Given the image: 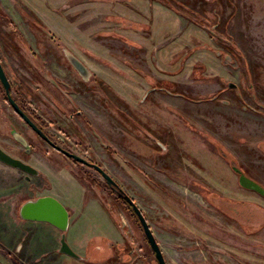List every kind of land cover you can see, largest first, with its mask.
I'll use <instances>...</instances> for the list:
<instances>
[{
	"label": "rangeland",
	"instance_id": "rangeland-1",
	"mask_svg": "<svg viewBox=\"0 0 264 264\" xmlns=\"http://www.w3.org/2000/svg\"><path fill=\"white\" fill-rule=\"evenodd\" d=\"M0 58L13 96L124 191L48 153L0 82V146L40 171L0 162V264H159L127 196L167 264H264V197L233 170L264 186V0H0ZM45 195L80 258L19 217Z\"/></svg>",
	"mask_w": 264,
	"mask_h": 264
},
{
	"label": "water",
	"instance_id": "water-1",
	"mask_svg": "<svg viewBox=\"0 0 264 264\" xmlns=\"http://www.w3.org/2000/svg\"><path fill=\"white\" fill-rule=\"evenodd\" d=\"M67 57L70 63L73 65V67L83 76V78L89 79L91 72L88 69V67L71 52H67ZM0 81L5 88L7 99L12 105V107L15 109V111L38 133L42 134L44 137H47L42 132V130L32 121V119L26 114V112L20 107V105L14 98L11 91V82L4 69L1 59H0ZM18 138L23 141L22 138L20 137ZM63 151L65 152L66 155L74 158L76 161L88 163L86 159L77 155L76 153H72L67 150H63ZM0 162L10 167L26 172L30 175H38L40 173L39 169L31 165L30 163L11 155L1 146H0ZM93 166L98 171L101 172V174L107 180L108 184L114 186L118 185V183L102 167L96 164H93ZM235 170L241 173L239 179H240V183L244 187L255 190L259 192L262 196H264V187L261 184L251 179L244 173H242L238 168H235ZM126 200L131 204L134 212L138 216L141 225L143 227V230L145 232V235L148 238L149 243L156 255L158 263L167 264L164 253L142 210L138 207V205L131 197L127 196ZM19 215L24 220L46 222L59 229L62 232L60 238L59 251L64 254H68L80 258L79 254L70 246L69 242L67 241V231L70 227V211L58 198L52 195H45V196H40L36 199H29L21 205L19 209Z\"/></svg>",
	"mask_w": 264,
	"mask_h": 264
},
{
	"label": "flooded vegetation",
	"instance_id": "flooded-vegetation-1",
	"mask_svg": "<svg viewBox=\"0 0 264 264\" xmlns=\"http://www.w3.org/2000/svg\"><path fill=\"white\" fill-rule=\"evenodd\" d=\"M1 59V58H0ZM2 62V61H1ZM4 66V65H3ZM5 69V67H4ZM6 71V70H5ZM79 73V72H78ZM80 74V73H79ZM81 75V74H80ZM81 77L83 78V76L81 75ZM84 79V78H83ZM10 80V79H9ZM1 82V81H0ZM11 82V81H10ZM2 84V83H1ZM233 84V85H231ZM3 86V85H2ZM11 86H12V83H11ZM230 86H236L234 83H230ZM4 88V86H3ZM4 91H5V88H4ZM5 94H6V91H5ZM7 97V95H6ZM14 98L16 99V101L18 102V104L20 105V107L26 112V114L32 119V121L42 130V132L48 137H44L42 134L38 133L32 126H30L16 111L15 109L12 107V109L14 110L15 113H17V115L26 123V125L37 135L39 136L46 144H48V153H51L52 150H55L57 151L58 153H62L64 155L65 152L63 150H67L69 152H72V153H75L73 152L72 150L68 149L67 147H64V146H61L60 144H58V142L56 141V139L54 138V136L52 135L51 133V130H50V126H51V122H48V127L46 125V123H44L34 112H32L28 107L25 106V104L23 102H21L17 97L14 96ZM8 100V99H7ZM9 102V101H8ZM10 103V102H9ZM258 105H260V109L258 112L261 113V110L264 109V104H262L260 102V100L258 101ZM80 112V111H79ZM72 116V114H71ZM258 143H264V139H260L258 141ZM62 149H60V148ZM27 151H29V149H27ZM225 153V152H224ZM229 153V152H228ZM68 158L72 159L73 161H76L74 158L66 155ZM85 159V158H84ZM87 160V159H86ZM88 163H83V162H79V161H76L77 163H80V164H83L87 167H91L93 169H95L96 171H98L94 166L93 164H96L90 160H87ZM96 165H99V164H96ZM100 166V165H99ZM101 167V166H100ZM242 173H244L245 175H247L248 177H250L251 179L255 180L256 182L259 183L258 180H256L254 177L250 176V174H247L244 170H241L240 168H238ZM237 174H238V179L240 178V172L236 171L235 168L233 169ZM99 173H101L100 171H98ZM107 181V180H106ZM108 183V182H107ZM239 184L243 187V188H246L244 187L241 183H240V179H239ZM260 184V183H259ZM110 185V184H109ZM112 189H114L115 192H119L120 195H122V192L118 189V186L117 185H111ZM264 187V186H263ZM246 189H249V188H246ZM249 190H252V189H249ZM252 191H255V190H252ZM257 192V191H255ZM258 194H260L259 192H257ZM261 195V194H260ZM264 197V196H263ZM127 203H129L127 201ZM129 207L132 208L131 204L129 203ZM20 209V208H19ZM133 209V208H132ZM20 217V215H19ZM21 218V217H20ZM22 219V218H21ZM29 221H33V220H29Z\"/></svg>",
	"mask_w": 264,
	"mask_h": 264
},
{
	"label": "trees",
	"instance_id": "trees-1",
	"mask_svg": "<svg viewBox=\"0 0 264 264\" xmlns=\"http://www.w3.org/2000/svg\"><path fill=\"white\" fill-rule=\"evenodd\" d=\"M118 186V189L122 192V193H124V191L121 189V187L119 186V185H117ZM129 204V203H128Z\"/></svg>",
	"mask_w": 264,
	"mask_h": 264
}]
</instances>
